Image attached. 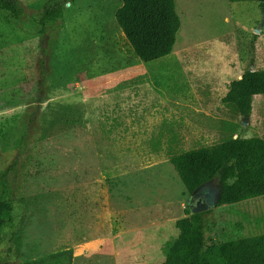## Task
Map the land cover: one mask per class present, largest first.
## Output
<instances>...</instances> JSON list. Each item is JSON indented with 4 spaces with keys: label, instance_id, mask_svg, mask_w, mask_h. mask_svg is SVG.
Listing matches in <instances>:
<instances>
[{
    "label": "rangeland",
    "instance_id": "obj_1",
    "mask_svg": "<svg viewBox=\"0 0 264 264\" xmlns=\"http://www.w3.org/2000/svg\"><path fill=\"white\" fill-rule=\"evenodd\" d=\"M22 1L20 20L0 9V199L14 206L0 264H162L192 195L149 142L264 136V94L246 116L222 103L264 68V5L175 0L174 51L145 63L116 21L122 0H72L45 35L44 0ZM206 211L209 246L264 233V196Z\"/></svg>",
    "mask_w": 264,
    "mask_h": 264
},
{
    "label": "trees",
    "instance_id": "obj_2",
    "mask_svg": "<svg viewBox=\"0 0 264 264\" xmlns=\"http://www.w3.org/2000/svg\"><path fill=\"white\" fill-rule=\"evenodd\" d=\"M71 1H43L36 20L40 34L45 35L49 27L64 19L65 5ZM122 1L115 18L136 56L150 63L172 54L182 25L175 0ZM229 1H257L264 5V0ZM0 9L17 20L26 13L22 0H0ZM258 94H264V68L248 67L228 84L222 103L246 116ZM156 136L158 139L149 142L151 149L165 146L168 158L191 195L218 177L219 205L264 196V136H231L218 144L188 150L181 148L175 134L165 144L163 133ZM13 210L12 201L0 199V230L13 222ZM207 212L191 213L176 221L179 235L162 264H264V233L207 245Z\"/></svg>",
    "mask_w": 264,
    "mask_h": 264
},
{
    "label": "water",
    "instance_id": "obj_3",
    "mask_svg": "<svg viewBox=\"0 0 264 264\" xmlns=\"http://www.w3.org/2000/svg\"><path fill=\"white\" fill-rule=\"evenodd\" d=\"M211 187H213V190L208 195L209 197H208L207 202L202 203L201 205L195 206V207L190 205L192 208V213H198V212L206 211L218 203V200L220 198L219 186L215 187L214 182H210V183H207V184L199 187V189H197V191L194 193V195H197L200 192H205L208 189H210Z\"/></svg>",
    "mask_w": 264,
    "mask_h": 264
},
{
    "label": "flooded vegetation",
    "instance_id": "obj_4",
    "mask_svg": "<svg viewBox=\"0 0 264 264\" xmlns=\"http://www.w3.org/2000/svg\"><path fill=\"white\" fill-rule=\"evenodd\" d=\"M212 182H214V181H212ZM212 190H213V187H211L210 189H208L205 192H200L197 195L193 194L190 205L195 207V206L201 205L202 203L207 202L208 197H209L208 195L212 192Z\"/></svg>",
    "mask_w": 264,
    "mask_h": 264
}]
</instances>
